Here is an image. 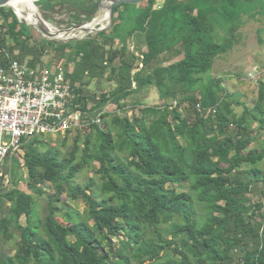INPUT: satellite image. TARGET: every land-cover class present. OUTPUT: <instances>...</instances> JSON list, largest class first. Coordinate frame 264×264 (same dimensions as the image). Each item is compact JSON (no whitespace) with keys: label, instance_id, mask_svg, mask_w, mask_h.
Returning a JSON list of instances; mask_svg holds the SVG:
<instances>
[{"label":"trees","instance_id":"trees-1","mask_svg":"<svg viewBox=\"0 0 264 264\" xmlns=\"http://www.w3.org/2000/svg\"><path fill=\"white\" fill-rule=\"evenodd\" d=\"M57 1L77 10L98 6V0ZM156 1L115 5L108 29L64 42L45 40L36 47L25 41L7 44L9 17H17L0 7V66L7 64V53L20 62L32 54L27 62L35 66L47 48L60 51L73 62L66 76L77 93L75 102L91 110L110 102L125 109L126 98L138 99L151 87L158 93L154 105L131 101L140 107L132 120L117 110L109 120L105 117L110 114L103 113L102 123L88 128L82 147L81 131L75 130L68 155L44 140L48 134L24 140V182L32 192L15 185L18 177L10 168L13 185L0 186V209L9 202L0 234L10 240L13 227L19 240L15 257L0 251V264H232L236 249L242 251V264H264V229L258 235L256 208L248 196L258 181L264 196V169L259 167L264 142L258 150L249 146L256 139L252 124L264 130V81L257 82L253 105L244 103L236 112L241 103L222 78L203 76L232 47L240 19L250 11H264V0H163L155 7ZM217 23L226 33L222 42L213 40ZM176 45L182 46L180 59L151 66ZM108 67L115 87L96 97L88 94L92 78H100ZM148 114L152 119L145 124ZM68 133H60L61 145ZM91 162L98 164L95 177L85 184L75 181ZM241 164L246 168L241 170ZM239 173L249 180L229 176ZM44 182L55 191L48 193ZM184 183L186 190L176 189ZM64 193L86 204L78 219L74 211H65L68 223L56 218ZM43 194L47 212L41 218L35 195Z\"/></svg>","mask_w":264,"mask_h":264},{"label":"rangeland","instance_id":"rangeland-1","mask_svg":"<svg viewBox=\"0 0 264 264\" xmlns=\"http://www.w3.org/2000/svg\"><path fill=\"white\" fill-rule=\"evenodd\" d=\"M37 0H34V5L36 8V16L38 18V25L43 26L46 28L44 23H49L50 25H52L56 30H62L64 29L65 31V36L61 39H56L55 37H47L44 35V33L42 31H40L34 24L29 23L26 20H22V19H18L16 21H14L11 17H9V26L7 27L6 30V41L7 44L12 46L18 43H21L23 41L28 42L29 44H32V46L36 45H41L44 44L45 40H56V41H68L71 39H80L82 37L88 36L90 34L95 33V31L90 30V31H80L79 29H73V27L77 26V25H81V24H85L87 22L92 21L94 18H96L97 16H101L105 13V10L103 9H99L98 6L96 9H93L92 7H90L89 5H85L84 7L86 8H82V10H77V9H69L68 6L66 5L67 2L63 3V2H59L57 0H51L50 4L46 3V4H37L36 3ZM68 1H76V0H68ZM162 4V0H157L155 7H157V5ZM5 10H12L13 9L6 5L4 6ZM85 12H84V11ZM40 16V17H39ZM17 17V16H16ZM41 18V19H40ZM3 17L0 16V22L2 21ZM107 24V19L102 20L101 22L97 23L94 27L98 28L101 26H105ZM71 28V29H69ZM108 29V28H107ZM9 34H12L11 36H9ZM25 36H28V38L25 39ZM73 36L74 38L71 39H67L68 37ZM258 37H260V39L264 40V28H262L261 33H258ZM226 38V33L223 29L222 24H216L215 25V32L213 34V40L216 42H222L224 39ZM233 41V40H232ZM264 45V41H259V44L255 47H252V49H250L248 51V53H244V54H240L242 55L241 59H240V63H241V69L240 66H236L238 69V72L241 75L247 76L248 73H256L257 72V66H260L259 64L261 63L259 60L256 59L255 56H261L260 55V46ZM46 46V45H45ZM17 47V46H15ZM263 54H264V47H263ZM18 52L17 48H14V53L16 54ZM62 52L60 51H56L50 48H47V50L43 51L42 55L38 56V61L35 62V66L36 65H41L43 66H48L51 69H55L58 66L59 67H64L65 70L68 71H72L73 69V62L70 60H68V58L65 56L63 57L61 55ZM233 53V56H236L235 50H227L225 53H223L224 55H228V56H224L223 60H222V67H228L229 66V61H228V57H231V60H236L237 58L231 56V54ZM8 54V53H7ZM182 46L180 45V49L176 50V51H167V52H163L162 54H160L157 58H155L152 61L151 66L154 65H167L170 62H174L176 60H178L179 58L182 57ZM8 56L11 57V55L8 54ZM254 56V57H253ZM32 57V54H29L28 56L25 57L24 61H28V59H30ZM15 59V58H13ZM217 59H215L212 67H210V69L207 70V72L203 75L204 78L206 80L210 79L213 76L219 75L222 78V83L224 86H226V88H228V85L226 84L227 81V77L223 74L226 73L223 71H220L222 73H219L218 69H217ZM236 62V61H235ZM116 63V62H115ZM142 64H140L139 67H137L135 70L137 71ZM110 66V65H109ZM135 70L132 71V73H135ZM229 70H233L232 68H230ZM110 72V67L107 68L106 72L102 74V76L100 78H92L90 84L87 86V91L88 94L93 95V96H98L101 95L102 93L106 92V91H110L111 89H113L115 87V82H113L112 80L108 79V73ZM116 74V73H115ZM249 75V74H248ZM88 79V77H87ZM225 82V83H224ZM134 85V83H133ZM256 89V88H255ZM257 91V89L255 90ZM234 93V92H233ZM138 99L144 100V102H146L147 104H156L157 103V98H156V94H155V90H147L143 93H139L138 95ZM234 98H238L236 96H234ZM135 99L138 100L137 98L134 97H128L125 99L126 106L125 109H121L118 110L116 109V106L114 103H107L105 105L106 111L110 114L108 116H106L105 118L107 120H109L111 118V114L117 110V113L120 115H124L125 118H127L128 120H132L135 115H139V106L134 105V107L132 106L131 101ZM93 101V100H90ZM175 101V100H174ZM172 100V103L175 104ZM188 111H183L184 114H188ZM104 118V119H105ZM152 119V115L148 114L145 116V124H148ZM103 121V120H102ZM88 129L81 131V138L82 140H80V147L83 146V142H84V138L85 135L88 133ZM252 134L255 135L256 139L254 140L253 143H251L249 146L253 149V150H258L261 148V145L264 142V130H258V123L255 122L252 124V128H251ZM75 133H68V140L67 142H65L64 145L60 144V141L62 139L61 134L56 133V134H48V135H44V140L47 141L51 146H59L61 153H63V155H68L69 151L72 148L73 145V141H72V136ZM24 150L21 147L19 150H17L14 154H12L11 157H9L4 165V173H3V177H2V181L0 183V186L4 189H8L10 188L13 184L11 183V179H10V175L8 170L11 168L12 170L15 171L16 176L18 177V182L17 184H15L16 186H18L19 188L31 193L32 191L30 189L27 188L26 183L24 182V180L27 178V172H26V168L24 166V160H23V153ZM122 158L125 159V155H122ZM98 167L97 162H91L89 164H87L85 166V168L83 170H79L77 177L75 178V181L81 183V184H85L86 181L89 178L95 177V168ZM260 168L264 169V159L261 161ZM246 166L244 164L240 165V169L243 170L245 169ZM229 176L231 178H235L236 176L240 177L242 180L248 181L249 177L247 175H244L243 173H239L238 175H234V174H229ZM41 186L48 192V193H53L55 191L53 185L50 182H44L41 184ZM177 190H186L187 189V183L184 184H180V185H175ZM96 185L92 186V189H95ZM262 188H263V183L262 181H258L256 183H253L251 185V190L250 193L248 194L249 198H250V202L253 203V205L255 206V215H256V221L257 222H253L256 224V226H258V235H263V229H264V196L262 195ZM36 196V209L38 212V215L42 218L46 212H47V196L46 194H43L42 196ZM9 202H4L3 206H4V210L2 211L0 209V218L4 215V212L7 211ZM57 204L59 206H61L62 211L58 212L56 215V218L61 221V222H71V219L69 217H67L65 211H74L75 215H74V219H78L79 216L81 215V213L84 211V209L86 208V204L83 201L82 198H78V199H72L70 197H68L65 193L61 196V200L59 202H57ZM91 222V221H90ZM20 223L25 225L26 224V219L25 216H21L20 217ZM12 230H14V236L10 239V240H5L3 239L2 235L0 234V251L5 252L8 255H11L12 257H15V250L17 248V241L19 240V231H17L15 228H11ZM114 241H117V238H114ZM241 256H242V251L239 249H236V254L233 255V259L231 260L230 263L234 264H242V260H241ZM32 264V263H31ZM131 264H140L136 261H132Z\"/></svg>","mask_w":264,"mask_h":264},{"label":"built area","instance_id":"built-area-1","mask_svg":"<svg viewBox=\"0 0 264 264\" xmlns=\"http://www.w3.org/2000/svg\"><path fill=\"white\" fill-rule=\"evenodd\" d=\"M66 75L64 67L30 66L13 58L0 66V177L25 139L102 123L105 106L91 110L75 102L77 93Z\"/></svg>","mask_w":264,"mask_h":264},{"label":"crops","instance_id":"crops-1","mask_svg":"<svg viewBox=\"0 0 264 264\" xmlns=\"http://www.w3.org/2000/svg\"><path fill=\"white\" fill-rule=\"evenodd\" d=\"M160 5L161 3L157 5V7H159ZM115 15H117V13ZM262 28H264V11L263 10L250 11L248 15H244L240 19L238 28L233 38L232 47L230 48L231 50L232 49L235 50L236 56H233V53L231 54V56L237 58L235 60L236 62L234 60H231V57L229 56L228 57V61L230 62L229 66L223 68L221 62L223 60V57L228 55L221 54L220 56L215 58L218 60L217 69L219 73H222L220 71L223 70H225L224 72L228 71L226 73H223L228 78L226 81V84L228 85L227 88L228 91L232 93L234 96L238 97L237 99L241 103L240 105L235 106L236 112H241L244 103L247 105H253V102L257 97V91H258L257 82L259 79H262L264 81L261 75V73H264V54L262 50L264 45L260 46L261 56H255L256 59L261 62L259 64L260 66H257L256 68L257 69L256 73L253 74L248 73L249 75L247 74V76H244L238 72L239 68L236 67V66H240L241 69V63H240V59L242 57V55H240L241 53L242 54L248 53V51L252 49V47H255L259 44V41L262 42L264 41L263 39L261 40L260 37H258V33H261ZM130 47L132 48L133 44L130 45ZM178 49H180V45H176L174 48H171L167 51H176ZM230 68L234 69V71L229 70ZM216 77H221V76L216 75ZM255 88L257 89V91H255L256 90ZM150 89L155 90L156 98L158 101L157 89L155 87H151Z\"/></svg>","mask_w":264,"mask_h":264},{"label":"bare ground","instance_id":"bare-ground-1","mask_svg":"<svg viewBox=\"0 0 264 264\" xmlns=\"http://www.w3.org/2000/svg\"><path fill=\"white\" fill-rule=\"evenodd\" d=\"M9 6L14 8L22 20H26L31 24H36L38 23V18L36 16V8L34 5V0H10L9 1ZM25 16L26 18H24ZM107 16V12H105L101 16H97L96 18L93 19V21L86 23V26L89 28H93L97 23L101 22L102 20L105 19ZM40 17V16H39ZM41 19V18H40ZM46 28L45 29H50L51 32L54 34L55 38H63L65 36V31L62 30H56L52 25L49 23H45ZM70 29V28H69Z\"/></svg>","mask_w":264,"mask_h":264},{"label":"water","instance_id":"water-1","mask_svg":"<svg viewBox=\"0 0 264 264\" xmlns=\"http://www.w3.org/2000/svg\"><path fill=\"white\" fill-rule=\"evenodd\" d=\"M9 1L10 0H0V7L6 6V5L9 6ZM140 1L141 0H98V8L99 9H103V10H105V12H107V16L105 17V19H107V24L105 26L103 25V26L98 27V28H95V27L89 28V27L86 26V23H85V24L77 25V26L73 27V29H79L80 31H85V32L93 30V31H95V33L98 32V31H101V30H106L107 28H109L111 26V24L113 22V14H114L113 13V8H114L115 5L123 4V3H132L133 4V3H138ZM12 9H13L15 15L17 16V18L19 19V16H18L16 10L14 8H12ZM43 24H45V23L43 22ZM34 25L40 31H42L45 36L54 37V34L51 32V30L49 28L45 29L43 26H40L37 23L34 24ZM71 38H74V37L71 36V37H68L67 39H71ZM56 39H60V38H56ZM74 39H76V38H74Z\"/></svg>","mask_w":264,"mask_h":264},{"label":"clouds","instance_id":"clouds-1","mask_svg":"<svg viewBox=\"0 0 264 264\" xmlns=\"http://www.w3.org/2000/svg\"><path fill=\"white\" fill-rule=\"evenodd\" d=\"M103 120V119H102Z\"/></svg>","mask_w":264,"mask_h":264}]
</instances>
